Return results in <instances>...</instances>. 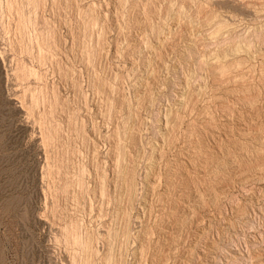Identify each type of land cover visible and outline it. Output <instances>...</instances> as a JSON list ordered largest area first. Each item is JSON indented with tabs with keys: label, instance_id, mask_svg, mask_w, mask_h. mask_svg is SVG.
<instances>
[{
	"label": "rangeland",
	"instance_id": "374dc122",
	"mask_svg": "<svg viewBox=\"0 0 264 264\" xmlns=\"http://www.w3.org/2000/svg\"><path fill=\"white\" fill-rule=\"evenodd\" d=\"M141 263L264 264V0H0V264Z\"/></svg>",
	"mask_w": 264,
	"mask_h": 264
},
{
	"label": "bare ground",
	"instance_id": "6f19581e",
	"mask_svg": "<svg viewBox=\"0 0 264 264\" xmlns=\"http://www.w3.org/2000/svg\"><path fill=\"white\" fill-rule=\"evenodd\" d=\"M176 6V5H175ZM83 8V7H82ZM95 9V8H94ZM94 12V11H93ZM186 12V11H185ZM208 29V28H207ZM227 34V33H226ZM213 39H214V37H213ZM212 39V40H213ZM138 47V46H137ZM226 49V48H225ZM203 52V51H202ZM218 61V60H217ZM221 64V63H220ZM223 66V65H222ZM220 67V69H221V66H219ZM220 69L218 70L219 72H220ZM224 69V68H223ZM225 70V69H224ZM226 70H227V67H226ZM223 72V71H222ZM224 72H226V71H224ZM229 72V71H228ZM230 73V72H229ZM220 74H221V72H220ZM232 74V73H231ZM227 75H228V73H227ZM233 75V74H232ZM223 76H224V74H223ZM240 78V77H239ZM244 81V80H243ZM239 84V83H238ZM252 93V92H251ZM191 102V101H190ZM183 106V105H182ZM167 124V123H166ZM168 125V124H167ZM238 145V144H237ZM122 162V161H121ZM122 164V163H121ZM99 173V172H98ZM134 178V177H133ZM101 184V183H100ZM183 202V201H182ZM71 233V232H70ZM79 235V234H78ZM258 238V237H257ZM82 252V251H81ZM257 254V253H256ZM261 254H263V252L261 253ZM252 257V256H251ZM250 257V258H251ZM258 258V257H257ZM261 258V257H260ZM141 259V258H140ZM142 264V263H141ZM253 264V263H252ZM261 264H263V263H261Z\"/></svg>",
	"mask_w": 264,
	"mask_h": 264
}]
</instances>
